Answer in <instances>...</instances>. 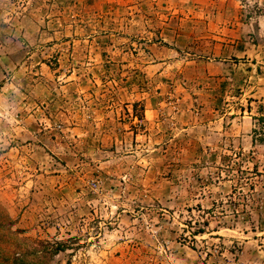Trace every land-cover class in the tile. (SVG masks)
I'll return each instance as SVG.
<instances>
[{"label":"rangeland","instance_id":"rangeland-1","mask_svg":"<svg viewBox=\"0 0 264 264\" xmlns=\"http://www.w3.org/2000/svg\"><path fill=\"white\" fill-rule=\"evenodd\" d=\"M0 203L52 264H264V0H0Z\"/></svg>","mask_w":264,"mask_h":264},{"label":"trees","instance_id":"trees-1","mask_svg":"<svg viewBox=\"0 0 264 264\" xmlns=\"http://www.w3.org/2000/svg\"><path fill=\"white\" fill-rule=\"evenodd\" d=\"M15 221L0 203V264H52L65 245L32 240L15 228Z\"/></svg>","mask_w":264,"mask_h":264}]
</instances>
